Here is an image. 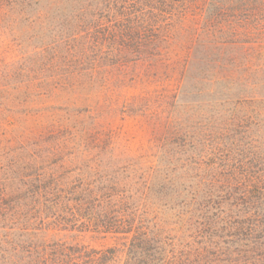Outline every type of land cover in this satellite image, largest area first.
<instances>
[{
	"label": "trees",
	"instance_id": "1",
	"mask_svg": "<svg viewBox=\"0 0 264 264\" xmlns=\"http://www.w3.org/2000/svg\"><path fill=\"white\" fill-rule=\"evenodd\" d=\"M0 54V264H264V0H0Z\"/></svg>",
	"mask_w": 264,
	"mask_h": 264
},
{
	"label": "rangeland",
	"instance_id": "2",
	"mask_svg": "<svg viewBox=\"0 0 264 264\" xmlns=\"http://www.w3.org/2000/svg\"><path fill=\"white\" fill-rule=\"evenodd\" d=\"M1 61L2 60L0 56V64H1ZM48 103L52 104L53 102L51 101ZM61 105L65 106L66 105L65 101ZM1 233H3V230H0V234ZM83 243L88 245L91 248H96V249H104L106 247H110L114 245V241L112 239H105L101 237H86V238H83ZM4 256L5 255L3 254L1 250V243H0V259H3ZM111 264H125V256L119 257L116 261H112Z\"/></svg>",
	"mask_w": 264,
	"mask_h": 264
}]
</instances>
